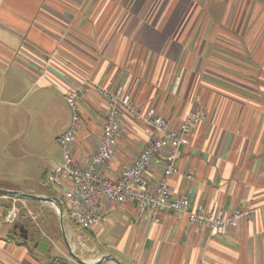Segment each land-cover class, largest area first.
I'll return each instance as SVG.
<instances>
[{"label":"crops","instance_id":"1","mask_svg":"<svg viewBox=\"0 0 264 264\" xmlns=\"http://www.w3.org/2000/svg\"><path fill=\"white\" fill-rule=\"evenodd\" d=\"M0 70L17 74L14 85H0V94L11 99L0 103V119L42 115L63 123L56 137L62 155L50 157L40 170V187L30 193L61 200L70 225L89 233L96 259L108 254L124 264H264V0H0ZM94 84L121 85L124 98L162 114L171 128L190 110L202 111L206 120L191 131L180 149V171L169 178L172 194L193 207L250 214L221 234L173 211L142 212L127 200L101 203L103 218L91 229L80 227L48 175L63 161L59 137L71 123L70 90L82 91L74 157L84 163L95 150L107 101ZM152 136L151 127L125 112L103 175L119 177ZM162 161L147 169L151 189ZM2 175L0 187L23 191ZM40 202L0 194V264L69 259L52 255L42 236L48 247L39 251L15 230L21 221L5 220L11 206L26 213L38 211Z\"/></svg>","mask_w":264,"mask_h":264},{"label":"built area","instance_id":"2","mask_svg":"<svg viewBox=\"0 0 264 264\" xmlns=\"http://www.w3.org/2000/svg\"><path fill=\"white\" fill-rule=\"evenodd\" d=\"M85 89L89 87L86 85ZM107 101L106 115L102 133L95 150L86 162L75 159L73 143L82 127V115L79 99L81 90L74 89L66 93V101L71 109L72 118L67 130L59 137L63 151V161L48 175V182L63 195L69 215L84 229H91L103 218L101 203H124L132 200L140 211L157 213L159 210L173 211L177 217H187L195 225H207L221 234L227 233L238 218L247 216L250 211L235 210L225 214L220 209L193 207L187 197H175L172 194L169 178L180 171L179 154L182 146L189 143V135L206 116L200 110H190L178 128H171L168 120L154 109L146 112L131 99L122 96L121 85L94 84ZM84 89V88H83ZM125 112L133 113L144 124L151 127V141L139 152L136 159L125 165L119 177L103 175L101 169L113 158L117 137ZM162 158V174L153 189L146 176L148 167ZM191 177V174L187 175ZM64 180L69 181L66 186ZM18 218L15 207H11L5 220L14 223Z\"/></svg>","mask_w":264,"mask_h":264},{"label":"rangeland","instance_id":"3","mask_svg":"<svg viewBox=\"0 0 264 264\" xmlns=\"http://www.w3.org/2000/svg\"><path fill=\"white\" fill-rule=\"evenodd\" d=\"M14 75L17 76L12 71L4 74L0 70V85L3 82L14 85L16 83ZM3 100L11 99L6 94L4 96L0 94V103ZM28 100L30 98L26 102ZM2 105L0 104V107ZM14 120V118L0 119V174L2 173V176H5L4 179L10 182L7 184H16L23 190L22 192L34 194L30 192L40 187V170L46 167L54 153L62 155L56 137L63 123L59 121L50 123L49 119L42 115L39 118L24 116L20 122ZM59 204L62 205L61 203ZM40 205L41 207L38 211L30 208L31 211L26 213H23L25 209L19 204V211L14 206L18 212V218L15 222L21 221L20 223L30 230V234L33 237L38 231L41 232L42 238L50 241L52 255L69 258L67 260L63 259L66 264H79L70 257V253L62 238L56 206L49 202H40ZM64 224L74 252L88 261H96L98 259H96L97 247L93 241L87 240L85 233L74 229L70 225V220L67 218L66 213L64 215ZM28 243L30 244V242Z\"/></svg>","mask_w":264,"mask_h":264},{"label":"water","instance_id":"4","mask_svg":"<svg viewBox=\"0 0 264 264\" xmlns=\"http://www.w3.org/2000/svg\"><path fill=\"white\" fill-rule=\"evenodd\" d=\"M0 194L12 196V197H18V198H22V199H34V200H39V201H45V202H49V203L54 204L57 208V212L59 215V223H60V227H61L62 238L66 244V247H67L70 255L72 257H74L79 263H81V264H100L103 261L111 260V261L115 262L116 264H124L117 257H115L113 255H108V254L102 255L100 258H98L96 261H93V262L82 259L81 257H79L74 252L73 246L68 239L66 229H65V224H64L63 207H62V205H60L58 203L56 197L51 196V195L29 194V193H25V192H22V191L17 190V189H8V188H3V187H0ZM14 228H15V230H18L19 235L23 239L27 240L29 238V236H30L29 230L24 224L17 223V224H15ZM34 246L37 247V249L39 251L44 252L46 250V248L48 247V242L44 241V240H37L34 242ZM61 264H66V263H65V261H62Z\"/></svg>","mask_w":264,"mask_h":264},{"label":"trees","instance_id":"5","mask_svg":"<svg viewBox=\"0 0 264 264\" xmlns=\"http://www.w3.org/2000/svg\"><path fill=\"white\" fill-rule=\"evenodd\" d=\"M57 200L59 201V203H61L63 205V209L65 211V205H64V203L61 200H59L58 198H57ZM82 232L85 233L86 236L89 235V233L87 232V230H83ZM40 237H41V232L38 231L37 233L34 234V237H33L32 240L37 241V240H39ZM90 238H92V237H90ZM23 241H27V240H24L23 239Z\"/></svg>","mask_w":264,"mask_h":264},{"label":"flooded vegetation","instance_id":"6","mask_svg":"<svg viewBox=\"0 0 264 264\" xmlns=\"http://www.w3.org/2000/svg\"><path fill=\"white\" fill-rule=\"evenodd\" d=\"M29 230V229H28ZM29 233H30V230H29ZM28 239H33V236L30 234L29 238Z\"/></svg>","mask_w":264,"mask_h":264}]
</instances>
